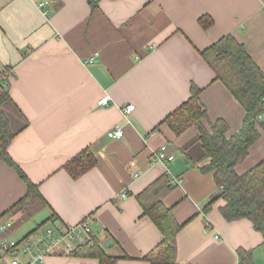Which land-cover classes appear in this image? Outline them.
<instances>
[{"label": "crops", "instance_id": "crops-1", "mask_svg": "<svg viewBox=\"0 0 264 264\" xmlns=\"http://www.w3.org/2000/svg\"><path fill=\"white\" fill-rule=\"evenodd\" d=\"M226 34L264 71V0H0V80L28 119L7 152L46 201L41 223L88 218L116 264H149L143 257L162 235L137 195L167 174L180 179L161 197L181 225L178 264H236L239 248L251 251L248 264H264L262 235L248 219L226 221L221 199L205 208L219 187L212 172L200 170L198 128L175 136L164 122L195 85L207 120L222 119L227 136L239 131L244 108L200 55ZM102 97L107 104L97 103ZM127 103L134 110L126 117ZM259 120V138L237 172L264 158V112ZM116 127L123 136L109 138ZM161 145L171 161H156ZM83 150L95 164L73 177L64 164ZM25 192L15 169L0 160V221L15 223L4 213ZM40 264L99 260L52 254Z\"/></svg>", "mask_w": 264, "mask_h": 264}, {"label": "trees", "instance_id": "trees-1", "mask_svg": "<svg viewBox=\"0 0 264 264\" xmlns=\"http://www.w3.org/2000/svg\"><path fill=\"white\" fill-rule=\"evenodd\" d=\"M203 18H200V25L207 28L210 22ZM200 55L214 71L215 78L244 108L241 128L227 136L228 126L222 119L207 120L200 100L201 89L195 85L190 86L189 97L164 122L175 136L192 126L199 130V140L204 150L202 159L205 161L200 170L212 172L219 187L218 193L205 208H210L213 202L221 199L222 204L218 209L222 217L226 221L248 219L260 231L264 243V158L243 172L235 170V166L246 158L249 147L259 138L258 128L263 126L258 117L264 112V71L250 57L244 44L232 34L214 41L200 51ZM27 125L28 119L8 94L7 83L0 80V160L15 169L26 187L25 194L4 213L11 212L14 220L28 219L46 205L38 186L27 178L7 152L11 139ZM94 164L93 155L83 150L67 161L64 168L71 176L77 177ZM171 179L166 174L137 195L144 214L150 217L162 235L159 243L143 257L149 264H178L176 234L181 225L175 221L171 208L161 203V197L168 188L176 186ZM54 222L55 218L50 216L41 225ZM237 254L239 261L248 264L250 250L239 248ZM68 255L95 257L99 264H116L117 261V257L105 252L93 233L88 241L76 246Z\"/></svg>", "mask_w": 264, "mask_h": 264}, {"label": "built area", "instance_id": "built-area-1", "mask_svg": "<svg viewBox=\"0 0 264 264\" xmlns=\"http://www.w3.org/2000/svg\"><path fill=\"white\" fill-rule=\"evenodd\" d=\"M43 3H40V6ZM96 53L86 59V63L95 60ZM99 105L107 104V97L100 98ZM134 110L132 103H127L122 107L124 116H129ZM260 118V116L258 117ZM109 138H121L123 131L120 127L111 129L106 134ZM155 159L159 162L171 161L173 155L167 152L166 145H161L155 152ZM174 185L180 184L178 177L171 176ZM127 193L121 195L125 198ZM13 220L6 218L0 221V264H26L23 257L29 264H40L47 255L62 254L68 255L76 246L85 243L90 239L92 226L88 218L74 224L60 223L45 224L34 231L28 233L20 239H11L7 236L8 230L12 227ZM31 234V235H30ZM236 264H243L238 261Z\"/></svg>", "mask_w": 264, "mask_h": 264}, {"label": "rangeland", "instance_id": "rangeland-1", "mask_svg": "<svg viewBox=\"0 0 264 264\" xmlns=\"http://www.w3.org/2000/svg\"><path fill=\"white\" fill-rule=\"evenodd\" d=\"M44 208L40 207L38 209V211L30 218L28 219H15V223H14V234H13V238H22L27 232H29L31 229H33V227H43L44 225H41V218L43 216L44 213ZM10 215L11 212H10ZM15 218V217H14ZM17 220V221H16ZM91 223V221H90ZM40 224V225H38ZM31 235V234H30ZM17 236V237H16ZM104 248V247H103Z\"/></svg>", "mask_w": 264, "mask_h": 264}]
</instances>
